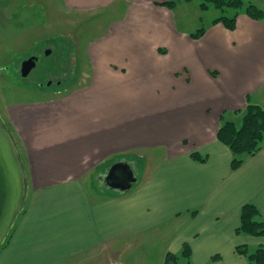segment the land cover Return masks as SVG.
Masks as SVG:
<instances>
[{
  "label": "crops",
  "instance_id": "0c3cea01",
  "mask_svg": "<svg viewBox=\"0 0 264 264\" xmlns=\"http://www.w3.org/2000/svg\"><path fill=\"white\" fill-rule=\"evenodd\" d=\"M119 1L124 19L91 46L92 80L9 110L29 190L0 264L133 258L157 246L166 264L184 244L192 264H249L237 247H264V236L236 230L248 203L264 221V148L233 171L217 134L264 85V21L240 15L235 31L218 24L194 40L156 5L164 0H63L80 12ZM149 151L164 156L131 190L105 186L111 166ZM161 232L164 241L141 240Z\"/></svg>",
  "mask_w": 264,
  "mask_h": 264
},
{
  "label": "rangeland",
  "instance_id": "374dc122",
  "mask_svg": "<svg viewBox=\"0 0 264 264\" xmlns=\"http://www.w3.org/2000/svg\"><path fill=\"white\" fill-rule=\"evenodd\" d=\"M165 1L168 0L160 4ZM243 1L246 6L254 4L264 15V0ZM200 4V0L180 1L173 10L169 9L174 14L177 29L188 33L190 37L201 28L208 31L215 26L212 24L213 20L221 15L212 6L209 11H202ZM127 6L126 2L119 1L107 9L84 13L68 10L63 0H0V114L15 134L10 108H18L20 104L40 99L68 95L74 86L92 80L94 69L89 53L91 46L104 37L115 22L124 19ZM240 15L247 14L243 11L238 18ZM263 21L264 16L260 22ZM48 50H51L49 55L46 54ZM32 56H37L38 63L28 77H23L22 62L33 58ZM257 99L252 98V103L257 104ZM262 103L264 105V101ZM241 123L242 121L237 125L240 126ZM163 153H128L131 160L123 161L131 166L139 183L149 169L162 159ZM175 231L176 228H173L171 235ZM168 235L161 232L159 238L148 235L141 240L164 241ZM2 252L0 250V257ZM164 252L163 246H157L136 250L133 258L128 255L131 251L123 254L119 252L117 257L97 254L94 259L84 258L73 264H119L120 261L122 264H165ZM178 264L187 262L181 259Z\"/></svg>",
  "mask_w": 264,
  "mask_h": 264
},
{
  "label": "trees",
  "instance_id": "16d2710c",
  "mask_svg": "<svg viewBox=\"0 0 264 264\" xmlns=\"http://www.w3.org/2000/svg\"><path fill=\"white\" fill-rule=\"evenodd\" d=\"M180 1L189 2L193 0H168L158 5L173 10ZM200 1V9L202 11H209L212 6L221 14L220 17L213 20L212 24H222L229 31L236 30L238 15L243 11L254 20H263V11L254 4L246 6L243 0ZM230 12H232L231 15L229 14ZM206 32V28H201L196 33H192L191 38L200 40L205 36ZM159 52L165 53L166 50L160 49ZM258 95L264 98V85L259 90L257 96ZM247 101L248 105L243 112L241 125L238 126L232 121H227L223 115L221 117V126L217 134L218 140L226 145L232 152L233 160L231 169L233 171L238 170L246 159L257 155L264 148V105L261 103L253 104L251 97H247ZM8 128L10 129V127ZM193 157L202 162L206 161L205 157L200 158L197 154H193ZM24 212L25 209L22 213ZM260 215L258 208L254 204L248 203L244 205L241 211V224L237 228L236 233L239 235L264 236V221L261 219ZM14 228L15 227H13L0 250H3L9 244L14 233ZM236 251L238 254L244 256L249 264H264V247H259L254 252H250L247 246H239ZM181 258L187 260V264H192L191 249L188 244H184L181 255L179 256L171 253L167 254L166 264H178Z\"/></svg>",
  "mask_w": 264,
  "mask_h": 264
},
{
  "label": "water",
  "instance_id": "95a60500",
  "mask_svg": "<svg viewBox=\"0 0 264 264\" xmlns=\"http://www.w3.org/2000/svg\"><path fill=\"white\" fill-rule=\"evenodd\" d=\"M51 50L46 51L49 55ZM37 65V59L23 62L21 72L28 77ZM102 180L107 188L126 192L137 183L131 166L125 161L117 162ZM29 180L16 135L6 125L0 114V249L19 216L25 209Z\"/></svg>",
  "mask_w": 264,
  "mask_h": 264
},
{
  "label": "flooded vegetation",
  "instance_id": "af4514ba",
  "mask_svg": "<svg viewBox=\"0 0 264 264\" xmlns=\"http://www.w3.org/2000/svg\"><path fill=\"white\" fill-rule=\"evenodd\" d=\"M32 57H34V58H36L37 59V63H38V58H37V56H32ZM23 63V62H22ZM22 66H23V64H22ZM23 76V75H22Z\"/></svg>",
  "mask_w": 264,
  "mask_h": 264
}]
</instances>
